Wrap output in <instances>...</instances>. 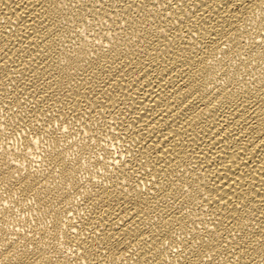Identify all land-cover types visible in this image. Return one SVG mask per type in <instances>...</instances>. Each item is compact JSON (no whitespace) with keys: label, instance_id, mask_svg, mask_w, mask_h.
<instances>
[{"label":"bare ground","instance_id":"obj_1","mask_svg":"<svg viewBox=\"0 0 264 264\" xmlns=\"http://www.w3.org/2000/svg\"><path fill=\"white\" fill-rule=\"evenodd\" d=\"M0 264H264V0H0Z\"/></svg>","mask_w":264,"mask_h":264}]
</instances>
